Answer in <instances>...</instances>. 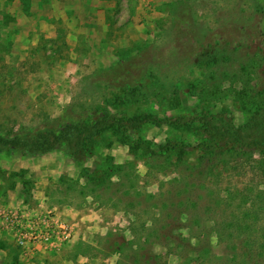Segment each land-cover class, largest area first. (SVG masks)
Wrapping results in <instances>:
<instances>
[{
  "label": "rangeland",
  "instance_id": "rangeland-1",
  "mask_svg": "<svg viewBox=\"0 0 264 264\" xmlns=\"http://www.w3.org/2000/svg\"><path fill=\"white\" fill-rule=\"evenodd\" d=\"M243 80L264 81V0H0V133L53 127L54 119L89 110H149L161 119L221 112L239 125L250 111L233 92ZM137 135L156 151L165 138L180 137L190 164L199 154V137L184 124L148 123ZM91 146L82 160L58 150L0 151V207L53 209L73 221L60 248L0 264H198L206 254L212 259L204 264L230 262L235 250L225 247L230 241L216 243L210 215L199 214L204 224L194 227L191 215L174 217L178 201L206 190L186 192L180 167L149 165L109 129ZM239 166L242 174L225 170L221 181L264 184ZM113 170L112 181L120 176L132 186L90 182ZM161 212L173 215L161 231L174 241L169 253L158 236L147 238ZM187 228L196 235L185 241Z\"/></svg>",
  "mask_w": 264,
  "mask_h": 264
},
{
  "label": "trees",
  "instance_id": "trees-1",
  "mask_svg": "<svg viewBox=\"0 0 264 264\" xmlns=\"http://www.w3.org/2000/svg\"><path fill=\"white\" fill-rule=\"evenodd\" d=\"M233 92L240 106L250 109L246 120L239 125L233 122L232 117L224 116L221 112L210 114L204 111L184 117L171 116L161 119L149 110L137 111L133 115L102 111L96 113L97 116H93L94 112L89 110L78 117L67 114L62 119H54L53 127L21 128L2 132L0 151L13 150L30 155L58 150L75 160H82L90 152L97 135L109 129L119 142L128 146L132 154L145 157L149 165L155 168L163 164L180 167L178 180L184 183L186 192L195 189V186L198 190L206 189L203 195H187L178 201L176 208L181 210L177 211L174 217L187 219V215H191V227H194L195 224H204L200 215H210V231L215 236L216 243L230 241L225 247L232 252L235 250V254L228 257L230 262L225 260V264H264V184L254 182L236 185L224 184L221 181L225 170H235L233 174H242L241 170H238L244 167L239 166L241 162L246 163L248 168L260 177L264 176V81L260 86L259 83L251 85L243 80L241 89ZM162 121L184 124L199 137L193 146L199 151L193 164L186 162L190 145L178 136L165 138L158 151L153 150L151 142L140 135L132 136L144 124ZM188 170L189 175L199 180L197 185L195 181H186ZM112 172L95 178L94 175L90 182L98 181L106 188L114 178V170ZM112 182L117 191L126 190L133 184L124 182L120 176H116ZM206 182L214 185L205 186ZM166 216L173 215L162 213L158 218L152 217L156 227L148 229L147 238L158 236V240L163 242L167 248L166 252L169 253L173 252L171 245L173 246L174 241L168 233L161 232L169 227ZM187 231L188 237L184 238L185 241L193 239L196 235L194 230L189 233L187 228ZM233 239H236V242H232ZM238 247L245 248L241 257H238L236 251ZM175 255H178L177 251ZM207 259H212V256L206 254L198 264H204Z\"/></svg>",
  "mask_w": 264,
  "mask_h": 264
},
{
  "label": "built area",
  "instance_id": "built-area-1",
  "mask_svg": "<svg viewBox=\"0 0 264 264\" xmlns=\"http://www.w3.org/2000/svg\"><path fill=\"white\" fill-rule=\"evenodd\" d=\"M0 229L10 233L25 252L54 250L72 237V225L53 209L0 207Z\"/></svg>",
  "mask_w": 264,
  "mask_h": 264
},
{
  "label": "crops",
  "instance_id": "crops-1",
  "mask_svg": "<svg viewBox=\"0 0 264 264\" xmlns=\"http://www.w3.org/2000/svg\"><path fill=\"white\" fill-rule=\"evenodd\" d=\"M0 194H2L0 192ZM1 198V196H0ZM63 215V214H62ZM64 219L72 225V219L71 218H67L65 215H63ZM10 233L8 234V232L6 233V231H3L0 229V263H7L10 258L12 256H14V258H19L20 260L22 259H28L29 257H37L40 256L42 253H45L46 251L49 250H39V251H35V252H25V253H21V254H17L15 255V251L14 248L17 246V244L12 243V239L10 237ZM13 237V236H12ZM84 244L86 245V243H83L81 240H78L75 245L76 246H84ZM16 249V248H15ZM24 251V250H23ZM79 253H83L82 251H78ZM13 259H11L10 261L12 262Z\"/></svg>",
  "mask_w": 264,
  "mask_h": 264
}]
</instances>
